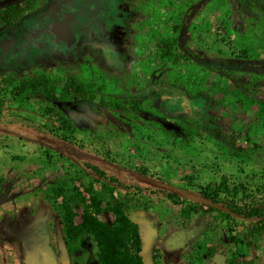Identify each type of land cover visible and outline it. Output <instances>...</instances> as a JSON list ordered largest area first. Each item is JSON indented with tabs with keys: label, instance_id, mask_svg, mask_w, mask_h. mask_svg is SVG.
Segmentation results:
<instances>
[{
	"label": "rangeland",
	"instance_id": "obj_1",
	"mask_svg": "<svg viewBox=\"0 0 264 264\" xmlns=\"http://www.w3.org/2000/svg\"><path fill=\"white\" fill-rule=\"evenodd\" d=\"M55 1L26 0L28 12L0 25V76L43 71L105 82V95L127 109L60 106L67 131L47 118L42 98L10 101L0 114V264H26L27 231L46 235L66 264H100L93 236L67 231L84 206L95 210V196L98 218L111 222L109 209L125 194L144 203L125 237L136 262L216 264L207 255L215 246L226 264H264V235L243 236L264 224V0H125L115 50L26 37ZM183 21L174 56H162L156 41L176 39ZM185 127L201 135L186 140ZM196 197L217 210L204 206L184 223ZM140 219L154 224L155 238L144 237ZM180 232L181 242L173 239Z\"/></svg>",
	"mask_w": 264,
	"mask_h": 264
},
{
	"label": "trees",
	"instance_id": "obj_2",
	"mask_svg": "<svg viewBox=\"0 0 264 264\" xmlns=\"http://www.w3.org/2000/svg\"><path fill=\"white\" fill-rule=\"evenodd\" d=\"M31 6L23 0H9L2 3L0 6V25H13ZM180 44L176 39H158L156 47L164 57H173L174 50ZM105 82L85 81L74 76L66 75L64 77H52L43 71H37L33 74H21L18 72H10L0 76V114L9 106L10 101L20 100L28 103L33 98H42L45 101L44 112L51 121L59 123L60 128L70 131L72 123L69 121L66 112L60 106L78 105L83 102L95 103L104 109H127L122 104L121 99L116 97H107L104 93ZM136 103L130 104L132 110H137L149 113L145 109H136ZM185 138L200 136L199 130H193L185 127ZM230 154L235 157L250 158L251 150L246 151L240 148H228ZM92 205L95 210H91L90 205L84 206L80 221L76 224H71L67 231L68 235L76 237L90 234L93 236L98 245V262L100 264H138L129 255L126 248L127 229L130 224L135 226V222L131 218V212L137 210L144 205L138 199L121 195L117 202L110 207L113 215L111 222L103 221L98 218L97 214L101 210L100 200L95 196L92 197ZM206 206L210 210H217L215 206L205 205L198 201H193L192 205H187L184 208L182 216L186 218L184 223H187L191 212H196ZM147 209V207H146ZM137 240L139 233L135 231ZM264 235V224H256L247 227L244 233V238L250 243L253 239ZM46 235H41L35 232H29L25 242L24 260L28 264H41L42 259L39 258L43 250L50 246ZM45 239V240H44ZM231 239L235 237L231 236ZM140 251L141 248L137 247ZM215 254V246L209 249V257ZM139 259L141 258L140 256ZM141 264V261L140 263ZM229 264V260L228 263Z\"/></svg>",
	"mask_w": 264,
	"mask_h": 264
},
{
	"label": "flooded vegetation",
	"instance_id": "obj_3",
	"mask_svg": "<svg viewBox=\"0 0 264 264\" xmlns=\"http://www.w3.org/2000/svg\"><path fill=\"white\" fill-rule=\"evenodd\" d=\"M121 4H126L125 0H56L37 16L35 15L30 28L25 31V36L34 43H37L38 40L47 41L67 49H71L78 40L84 41L86 39L92 45L99 46L101 50L106 48L115 50L117 49L118 27L122 20L119 15ZM187 21H189V16ZM185 34L186 22L183 21L180 23L176 38L178 44H181ZM138 225L145 238L154 237V224H150L145 219H140ZM28 234L29 231L26 232V237ZM174 238L181 242L186 238V233H177L173 235ZM66 247L67 242L64 245V249L67 251ZM50 249L56 257V264H66L61 256L56 255L52 244L47 246L39 256L42 259L41 264H44L43 256ZM216 249L217 247H215V253ZM220 255L222 254L212 256L216 264ZM137 260L139 264L140 259ZM25 263L28 264L26 260ZM153 263L157 264L156 262ZM221 264H226L224 259Z\"/></svg>",
	"mask_w": 264,
	"mask_h": 264
},
{
	"label": "water",
	"instance_id": "obj_4",
	"mask_svg": "<svg viewBox=\"0 0 264 264\" xmlns=\"http://www.w3.org/2000/svg\"><path fill=\"white\" fill-rule=\"evenodd\" d=\"M203 2H205V0H200L198 5L200 6ZM195 200L198 201V202H201V203H203L205 205L216 206V203H214V202H212V201H210L208 199H205V198L196 197ZM222 260H223V255H220L217 264H221ZM43 261H44V264H56V257L54 255L52 249H50L48 251V253H46L43 256ZM144 264H154V263H150L148 258H144Z\"/></svg>",
	"mask_w": 264,
	"mask_h": 264
}]
</instances>
